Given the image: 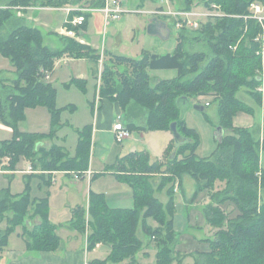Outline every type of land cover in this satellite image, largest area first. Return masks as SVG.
<instances>
[{
  "label": "trees",
  "instance_id": "obj_1",
  "mask_svg": "<svg viewBox=\"0 0 264 264\" xmlns=\"http://www.w3.org/2000/svg\"><path fill=\"white\" fill-rule=\"evenodd\" d=\"M79 1L0 0V4L56 7ZM201 1L207 8L215 5L221 9L220 15H211L200 24V30L195 29L207 39L212 53L204 65H201L207 59L204 52L184 51V33L190 31L182 29L178 30L177 43L172 52L159 54L144 49L140 58L109 53V59L100 72L98 96L111 98L119 104L128 118L129 129L170 130V124L175 122L181 138L178 143L172 139V144L159 160L150 161L145 151L129 152L117 158L113 169L118 178L132 188V207L110 208L103 194L91 192L87 211L81 206L72 209L70 225L83 232L89 228L87 247L98 243L110 247L107 258L91 260L88 264L123 260H127V264H139L136 254L143 246L137 236L139 226L149 241H154L155 264H171L175 259L173 184L184 173L195 179L194 195L207 190L210 197L209 204L204 208L212 227L209 249L197 252L193 264H264V195L261 198V192H264V133L257 137L251 129L233 125L237 112H251L250 106L236 97L237 91L244 88L263 107L264 126V91L256 90L261 82L257 73L264 71L258 53L264 41L255 40L261 31L259 23L244 17L249 14L251 2L262 0ZM86 2L94 8L105 4V0ZM192 3L193 0H185V9L188 10ZM70 12L79 11L71 9ZM82 14L85 17L87 12ZM6 25L8 31L3 33ZM65 40L66 45L62 49H51L44 44L38 27L27 24L22 16L15 15L13 9L0 8V53L10 59L16 72L11 87H7L0 78V123L10 126L13 131L10 139L0 141V165L2 159L7 158L8 171L14 170L20 157L28 160L33 170L40 167L39 170L43 171L73 170L81 174L88 167L91 125L86 126L84 131L80 130L75 155H70L56 144L46 149L39 145L43 135L17 129L25 107L38 104L52 107L55 90L44 76L45 71L48 74L52 72L55 58L73 52L76 58L99 59L95 49L88 44L69 37ZM153 69H175L176 76L160 79L152 86L149 70ZM189 74L192 76H187ZM182 97L194 98L203 107L207 106L206 102L216 103L217 126L222 127L223 134L208 157H199L195 153L197 135L185 126L180 117L179 102ZM134 108H140L139 113L133 112ZM128 114L143 118L144 123H134ZM154 175L159 176L158 181ZM217 182L223 187L216 189ZM166 185L168 199L163 203L155 191ZM227 200L235 205L238 212L231 218L219 207ZM5 211L12 212L9 219L11 225L22 224L29 249L46 251L59 247L60 238L47 217L46 198L30 200L25 193L14 195L1 189L0 215ZM32 216H38L40 222L28 228L24 221ZM149 219L158 225H151ZM5 238L6 234L1 235L0 244Z\"/></svg>",
  "mask_w": 264,
  "mask_h": 264
},
{
  "label": "rangeland",
  "instance_id": "obj_2",
  "mask_svg": "<svg viewBox=\"0 0 264 264\" xmlns=\"http://www.w3.org/2000/svg\"><path fill=\"white\" fill-rule=\"evenodd\" d=\"M107 1L111 0H105V3ZM27 7L29 8H24L21 12L14 11L15 15L22 16L27 24L38 27L42 32L44 44L54 50H60L64 46V41L68 38L64 35V31L70 27L72 19L87 12L84 24L73 28L74 34L69 38L85 42L95 48L99 59L76 58L73 52L70 55L66 52L55 58L52 72L50 75L48 74V78L45 77L46 75L44 76L45 81L50 83L55 90L52 107L45 104L27 106L24 108L23 118L17 122L19 131L43 135L44 137L40 141L45 142L44 148L49 149L52 146L47 144V141H50V143L63 146L71 155L77 153L80 130L84 131V128L96 119V108L99 109L102 99L98 94L96 96V84L100 82L98 78L104 64L109 59V53L140 58L144 49L159 54L174 50L179 35L178 30L168 22L167 24L164 22L170 20V12L186 10L185 0H121L120 9L122 12L118 14L117 19L108 21L104 20L103 13L99 12L101 7H89L86 0H80L73 5L67 3L62 6L43 7L36 4ZM34 8L40 10H34ZM43 8L44 10H41ZM71 9H78L79 12H70ZM205 9L203 1L193 0L188 10L200 12ZM218 10L221 11V9ZM154 16H159L161 22L157 30L149 31V25ZM201 21L204 23L207 18L203 17ZM7 31L8 25L2 29L3 33ZM183 31H190L184 33L186 35L183 42L184 51L186 53L204 52L207 55V59L201 64L204 65L212 56L207 39L198 30L195 31L189 26L183 28ZM15 73L10 59L0 53V78L4 80L7 87H11ZM149 74L153 86L160 79L174 77L176 70H149ZM257 74L261 76V82L256 87V90L259 91V88H264V72L260 71ZM187 76H192V74ZM236 97L245 101L253 100L244 88L237 91ZM103 99L116 102L111 98ZM195 104V99L189 97L185 103L180 105V117L185 126L193 129L197 135L195 153L199 157H208L215 150L219 141L216 134L218 124L216 103L207 105L203 110L196 109ZM117 105L120 112H117L114 106L111 120H119L128 128L125 111L118 103ZM139 110L140 108L132 109L133 112ZM128 115L134 123H144L143 118H134V114ZM104 116L105 114H102V121H106ZM129 132L128 138L117 140L113 132L92 131V143L95 145L92 144L89 151V163L93 174L91 180L85 178L79 181H83L86 185L89 183L88 187L91 190L103 191L105 201L111 199L114 202V200L128 195V202H131V206H133L132 188L126 181L120 180L116 173H113L115 161L120 155L132 150L145 151L155 160L162 159L165 149L172 144L173 135L168 129L139 131L132 127ZM254 133L257 137L263 135L261 130H255ZM12 136V128L0 123V141L10 139ZM151 158L150 161H154ZM7 161V158H3V164L0 166V190H7L14 195L25 193L30 200L46 198L47 217L55 226V232L57 231L63 238L73 234L83 235V231L70 225L71 209L65 204L69 188L62 185L60 181L64 174H58L55 181L51 182L49 175L38 174L43 171L39 170L40 167L34 170L36 173H29L27 171L29 161L23 157H20L16 162L13 171L6 170ZM70 177L79 179L75 171L70 172ZM153 177H156V181H158V175ZM167 187L168 185L155 191V195L163 203H166L168 199L165 193ZM222 187L223 184L217 182L216 189ZM173 191L175 209L172 217V229L175 233V244L173 245L175 259L171 264H193L197 252L209 249L208 239L211 237L212 227L204 214V208L210 202L209 193L207 190H201L194 195L195 179L187 173L174 182ZM105 192L107 198H105ZM262 195H264L263 191L261 198ZM219 207L230 218L238 213L235 205L228 200L220 203ZM11 216V211H5L0 215V234H6L4 243L0 244V264H14L16 259L11 257V251L26 246V237L21 233L23 226L22 224L11 225L9 220ZM30 219L33 224L40 222L38 216H32ZM28 220L25 219L24 224H27ZM148 222L153 226L158 225L153 219H149ZM137 236L143 242L142 248L148 246L151 250L154 249V241H149L140 226L137 228ZM61 241L60 238L59 246ZM95 246L88 248V251L92 252ZM151 250L148 251L149 255L141 254V250L136 255L141 256L145 263L154 262L155 255ZM105 253V247L97 248V254L104 257Z\"/></svg>",
  "mask_w": 264,
  "mask_h": 264
},
{
  "label": "crops",
  "instance_id": "obj_3",
  "mask_svg": "<svg viewBox=\"0 0 264 264\" xmlns=\"http://www.w3.org/2000/svg\"><path fill=\"white\" fill-rule=\"evenodd\" d=\"M120 5H121V0H120ZM34 10H40V9L34 8ZM41 10H44V8ZM99 12L102 13L101 11H99ZM153 18L154 19L151 21V23H157L158 24L161 22L159 16H157V17L154 16ZM104 20H106L105 17H104ZM167 22L172 25L171 20H168V21L166 20L164 23L167 24ZM73 27L74 26H70L69 28L73 29ZM172 27H173V25H172ZM83 43H85V42H83ZM85 44H87V43H85ZM93 49H95V48H93ZM172 51L173 50H171L170 52H172ZM153 70H158V69H153ZM167 79H171V78H167ZM96 85L98 86V83ZM97 92H98V87H97V91H96V96L98 94ZM241 100L244 101L248 106H250L251 112H243V111L237 112L233 117V125L235 127L249 128L253 132H255V130L256 131L261 130V132L263 134L264 133L263 107L261 105H259L258 103H256L254 99H253L254 101L253 100L252 101H250V100L245 101L243 99H241ZM114 106H115V109L117 110V112H120L119 107H118L116 102H113V101L111 102V101L103 99V98L101 99V101L99 103V109L96 108V119L93 121L92 124H90L91 125L90 149L92 147V144L95 145V143H92V131L96 130L97 132H113L112 131L113 124L116 121H119V120H111V118H112L111 113H112V109ZM102 114H105L106 117L104 116V118L106 121L101 120ZM172 139H173V137H172ZM47 144H48V146H50V144L52 145L53 143H50V141L49 142L47 141ZM39 145L44 147V145H46V144L44 141H41L39 143ZM129 152H134V150L129 151ZM129 152H126V153L120 155L119 157H122ZM151 159H153V158H151ZM153 160H155V159H153ZM2 164H3V162H2ZM2 164L0 166H2ZM28 166L31 167L30 162H29ZM31 169H32V172H29V173H36L32 167H31ZM88 171H89V174L87 173ZM24 172H26V171H24ZM70 172H74V171L73 170L55 171V172L53 171V173H51V171L50 172L49 171H42L40 173L49 175V178H50L49 181H51V182L55 181L56 176L58 174H64V176L61 177L60 181H61L62 185H65L69 188V191L66 195L67 202L65 204L70 207L71 217H72V209L75 208L76 206H81V207L85 208V210L87 211L88 205H89V196H90L91 192L101 193V194H104V192L101 190L100 191L91 190L88 187L89 183H87L88 185H86L83 181H79V180H83L85 178H87L88 180H91L93 170L90 167L89 159H88V167L86 170L82 171L81 174H77V172H75L77 174V176L79 177L78 180L72 179V177H70ZM113 173H115V172H113ZM105 198H107V193L105 194ZM106 201L105 202H106L107 206L110 208H130V207H132L131 202L130 203L128 202V195L126 197L118 198V200H114V202H112L111 199H110V201H108V199H106ZM88 217L89 216L86 212V218H88ZM26 225L29 228V226L32 227L34 224H33L32 220L30 219V220H28ZM211 230H212V228H211ZM21 233L23 234V229H22ZM56 233L59 236V238H61V240H62L61 241L62 243L60 244V246L56 250L40 251V250H35V249H29L26 245L22 248L11 251V253H10L11 257L16 259L14 264H88L89 261H91V260H95V259L103 260V259L107 258V256L110 253V247L104 243H98V244H96V246L92 252L88 251V247H87L88 246V241H87L88 229L84 233H82L83 235H80V236L75 235V234L67 235L66 238H63L57 231H56ZM99 246H103L106 249V253H105L104 257L97 254V248ZM150 250H151V248L147 246L146 248H142L140 252L143 255H149L148 251H150ZM151 251H153V253L155 255L156 248L154 247V249ZM136 259H137V262L139 264H155V261L145 263V261H142L143 259L141 258V256L139 257L138 255H136ZM108 264H127V260H123L122 262H115V263L109 262Z\"/></svg>",
  "mask_w": 264,
  "mask_h": 264
},
{
  "label": "built area",
  "instance_id": "obj_4",
  "mask_svg": "<svg viewBox=\"0 0 264 264\" xmlns=\"http://www.w3.org/2000/svg\"><path fill=\"white\" fill-rule=\"evenodd\" d=\"M120 2L118 0H111L110 2H106L103 7L99 9L105 17L106 20H114L118 18V14L122 12L120 9ZM212 8H207L204 11H193V10H179V11H172L170 12V20L172 21V25L176 30H182L183 28L189 26L191 29H196L200 26L202 23L201 19L208 18L211 15H220V10H218L215 5H211ZM0 8H11L15 12H21L24 8H29L27 6H22V5H14V6H9L6 4H0ZM246 17H250L255 19L260 27L261 31L258 33V35L255 37L256 41L262 42L264 41V0L261 2L259 1H253L249 5V14ZM85 17L83 14L76 16L74 19L71 21V25L74 27L82 25L84 22ZM74 34L73 29L71 28H66L64 31L65 36H72ZM258 53L261 55V60H262V65L264 64V45H261L260 50ZM262 72H264L262 70ZM48 78V73L46 72L45 74ZM259 91L263 93L264 88H259ZM205 105H209L207 102ZM112 131L117 140H122L125 138H128L130 136L129 129L121 122V121H116L113 126H112ZM28 172H32L31 167H28L27 169ZM89 174V171L87 172Z\"/></svg>",
  "mask_w": 264,
  "mask_h": 264
},
{
  "label": "water",
  "instance_id": "obj_5",
  "mask_svg": "<svg viewBox=\"0 0 264 264\" xmlns=\"http://www.w3.org/2000/svg\"><path fill=\"white\" fill-rule=\"evenodd\" d=\"M159 28V23H151L149 25V31H155ZM187 97H182L180 102H179V105L185 103L187 101ZM194 107L198 110H203L204 107L203 105L201 104H195ZM170 131L172 132V135H173V139L176 143H178V140L181 138L180 134L178 133L177 129H176V123L175 122H172L170 124ZM216 134L218 135V137L220 138L223 134V130H222V127L221 126H217L216 128Z\"/></svg>",
  "mask_w": 264,
  "mask_h": 264
}]
</instances>
